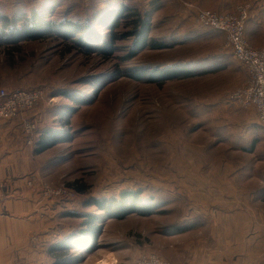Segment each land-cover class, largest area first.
Listing matches in <instances>:
<instances>
[{"label": "rangeland", "instance_id": "obj_1", "mask_svg": "<svg viewBox=\"0 0 264 264\" xmlns=\"http://www.w3.org/2000/svg\"><path fill=\"white\" fill-rule=\"evenodd\" d=\"M53 1L58 6L71 4L75 10L102 7L98 6L102 0ZM13 2L12 6H36L41 0ZM124 3L148 15L150 38L168 42L177 40L175 19L180 10L188 17L185 22L197 27L194 16L199 11L231 15L237 6L246 4L249 13L243 37L253 48L264 47V22L254 19L259 17L254 15L259 8L260 16L264 15V0ZM151 3L155 6H148ZM202 29L206 37L169 49H143L126 63H119L118 57L131 45L130 40H124L120 52L110 59L100 53H67L45 41L21 44L13 55L0 49V89L40 87L47 94L43 103L52 100L54 104L53 109L42 106L39 116L25 120L35 122L33 142L25 139L35 155L15 176L24 187L37 189L42 199L53 201L50 226L54 232L39 247V264H83L87 252L98 249L101 252L90 258L92 264H133L146 255L169 264H189L185 255L208 242L206 218L196 219L192 212L205 210V189L214 180L236 181L237 166L246 178L264 176V129L253 130L252 126L260 127L254 111L228 99L245 84V69L230 55L224 33ZM211 53L223 57L220 67L211 72L199 73L205 65L189 76L165 81H158L156 70L152 71L155 77L123 75L127 69L146 68L151 60L172 63ZM69 96H78L80 102ZM43 130L48 140L40 143ZM75 184L87 192L79 194L68 187ZM2 194L0 200L3 190ZM98 202L120 210L108 215ZM85 232L93 237L89 239ZM70 243L76 248H70L69 255L57 262L49 257L51 249ZM261 246V252L252 253L254 257L260 254L264 264L263 241Z\"/></svg>", "mask_w": 264, "mask_h": 264}, {"label": "crops", "instance_id": "obj_2", "mask_svg": "<svg viewBox=\"0 0 264 264\" xmlns=\"http://www.w3.org/2000/svg\"><path fill=\"white\" fill-rule=\"evenodd\" d=\"M258 12L251 11L259 16L254 17L257 22H264V15ZM42 106L49 108L43 103L24 116L2 123L0 128V195L4 191L0 200V264H39V247L54 232L50 226L53 201L42 199L37 189L24 187L15 178L35 155L29 151L31 145L26 144L21 125L39 116ZM41 119L45 124V117ZM39 133L43 136L44 130ZM240 170L243 168L239 166L235 169L239 172L236 181L211 182L205 189V210L192 211L196 219L206 218L208 242L205 247L198 243L202 246L185 255L189 264H261V255L254 257L252 252H261L264 242V176L260 173V177L252 174L246 178Z\"/></svg>", "mask_w": 264, "mask_h": 264}, {"label": "trees", "instance_id": "obj_3", "mask_svg": "<svg viewBox=\"0 0 264 264\" xmlns=\"http://www.w3.org/2000/svg\"><path fill=\"white\" fill-rule=\"evenodd\" d=\"M52 1L41 0L36 6L34 4L30 6H12L13 0H0V49H4L6 54L13 55L14 52L19 51L21 44L45 41L53 42L55 46L58 45V47L67 53L73 50L86 55L100 53V57L110 59L112 58L111 56L120 52L119 48L124 40H130L131 45H126V53L123 52V56L118 57L119 63H126L141 53L143 49H169L175 44L185 45L186 41L207 36L206 31L202 27L197 24H195L197 27H194L193 22H189L191 24L186 23L185 21L188 20V17L180 14L183 12L181 10L175 19L178 22L179 28L178 32H176L178 36L175 37L177 40L176 42H168L169 40L166 38H162V40L150 38L148 36L150 28L148 15H143L137 9L129 8L125 5L124 0H102L101 5H98L102 6L101 8L81 6V10H75L71 4L58 6ZM148 6H155V4L151 3ZM186 26L187 28L192 27L195 29H192L190 32L184 31L186 30ZM121 29H124L125 32H120ZM188 35L189 37H186ZM182 38L185 39L184 42ZM222 59V56L213 53L207 57L199 56L195 59H179L172 61V63L158 62L163 60L157 59L151 60L149 66L147 65L146 68H142V65L137 66L138 68L136 69H127L123 75L134 76L135 73H141L142 76L155 77V73H159L158 81H165L170 78L189 76L192 72L196 71L194 70L195 68L199 69L205 65H207V68L200 70L199 73L211 72L220 67ZM159 67L162 68L161 71L163 72H159ZM153 70H156L155 73L152 72ZM142 79L145 78L142 77ZM33 88L38 87L16 89ZM69 97L77 104L80 102L78 96ZM251 128L256 131L262 130L261 126L257 127L256 125ZM24 137L27 141V136L24 135ZM47 140L44 132L40 143H45ZM68 187L79 194L87 192L84 186H77V184ZM98 207L104 209L108 215H112L110 212L116 210L108 207L104 202H98ZM118 210L120 209L116 211ZM145 213L147 212H142V214ZM85 235L89 239L93 237V234L90 232H85ZM62 245H58L55 249L49 251V257L56 262L60 261L62 256L69 255L70 248H76L75 243L64 244V247H60Z\"/></svg>", "mask_w": 264, "mask_h": 264}, {"label": "built area", "instance_id": "obj_4", "mask_svg": "<svg viewBox=\"0 0 264 264\" xmlns=\"http://www.w3.org/2000/svg\"><path fill=\"white\" fill-rule=\"evenodd\" d=\"M248 13L249 5L242 4L237 6L231 15L215 14L205 10L197 12L194 19L202 27L211 28L226 35L230 55L242 64L247 75L245 84L232 91L228 99L244 110H253L257 123L264 129V47L253 48L243 37ZM46 97L47 94L40 87L12 91L0 89V128L2 123L33 111L41 103L46 102ZM47 104L49 108L54 107L52 100ZM34 123L32 120L24 123V134L28 136V144L33 142ZM133 264L169 263L157 256L146 255Z\"/></svg>", "mask_w": 264, "mask_h": 264}, {"label": "bare ground", "instance_id": "obj_5", "mask_svg": "<svg viewBox=\"0 0 264 264\" xmlns=\"http://www.w3.org/2000/svg\"><path fill=\"white\" fill-rule=\"evenodd\" d=\"M88 251V250H86ZM101 252V250H94V251H91V252H87V254L83 257V264H92V261H91V257H94L97 253ZM93 260V259H92ZM93 264H102V262L100 261V263L98 261H95L93 262Z\"/></svg>", "mask_w": 264, "mask_h": 264}]
</instances>
